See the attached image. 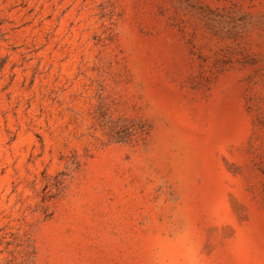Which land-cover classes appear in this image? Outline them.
<instances>
[{"label":"rangeland","instance_id":"1","mask_svg":"<svg viewBox=\"0 0 264 264\" xmlns=\"http://www.w3.org/2000/svg\"><path fill=\"white\" fill-rule=\"evenodd\" d=\"M0 264H264V0H0Z\"/></svg>","mask_w":264,"mask_h":264}]
</instances>
